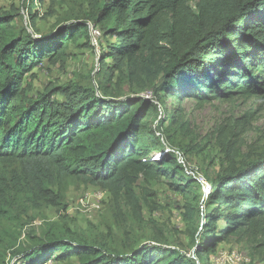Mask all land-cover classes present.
Returning a JSON list of instances; mask_svg holds the SVG:
<instances>
[{
  "label": "trees",
  "instance_id": "trees-1",
  "mask_svg": "<svg viewBox=\"0 0 264 264\" xmlns=\"http://www.w3.org/2000/svg\"><path fill=\"white\" fill-rule=\"evenodd\" d=\"M86 16L38 36L19 30L13 14L0 13V225L17 221L20 230L31 210L65 208L73 179L104 187L108 201L133 211L143 203L135 192L141 176L166 179L185 198L189 244L205 264L231 241L248 245L264 264V150L243 152L220 124L225 160L207 177L211 190L204 199L202 185L157 135L186 155L197 147L181 144L192 134L190 121L181 106L170 110L169 100L203 106L264 91V0H89ZM90 21L109 38L98 70L107 82L51 85L31 97L26 78L35 67L45 59L65 62L81 40L93 47ZM54 225L17 247L0 228V264L74 257V264H195L162 233L123 253Z\"/></svg>",
  "mask_w": 264,
  "mask_h": 264
},
{
  "label": "rangeland",
  "instance_id": "rangeland-1",
  "mask_svg": "<svg viewBox=\"0 0 264 264\" xmlns=\"http://www.w3.org/2000/svg\"><path fill=\"white\" fill-rule=\"evenodd\" d=\"M88 8L89 0H0V13L13 14L14 23L19 30L25 29L38 36L53 31L59 25L73 19H87ZM32 13L34 18L31 16ZM107 40L109 38L104 36L102 30L100 48L105 47ZM99 57L100 53L94 47L86 46V40L71 45L65 62L54 64L45 59L43 65L34 68L35 74L26 78L28 94L36 98L51 85L77 84L96 88L99 83L105 84L108 76L105 73H98ZM145 95L151 96L152 92ZM55 98L63 100L61 94H57ZM168 106L170 110L178 106L184 109L186 118L190 121L192 134L189 138H183L181 144L186 146L192 142L197 146L188 151L185 157L188 164L193 168H199L206 177H215L225 160V153L216 133V129L222 123L227 125L224 135L227 134L229 142L233 145L242 144L243 152L250 151L251 146L254 150H264V91L255 96H238L229 100L215 99L203 106L198 105L193 99H185L180 104L169 100ZM160 110V113H163L162 109ZM153 154L158 156L157 151ZM66 186L65 208L46 206L31 210L20 230L17 228L19 225L17 221L4 222L0 225L3 231H7L6 235L12 234L16 247L31 245L55 224L52 228L68 227L75 238H89L113 250L124 248L123 253H128L130 246L146 243L152 235L160 233L167 237L171 245L186 251L191 250L184 219L185 198L171 189L166 179L147 181L141 176L135 185L137 196L143 200L139 211H133L130 205L124 203L116 206L112 197L98 205V201L101 200L99 196L103 195V192L109 196V192L100 185L86 184L73 179L67 182ZM90 193L95 195L89 199L86 207L82 206L79 203L80 199ZM29 217L32 220L27 223ZM235 249L244 255L250 254L248 245L231 241L220 244L218 253L213 255ZM250 256L252 258L250 264H263L258 257L251 254ZM77 260L74 257L53 264H74ZM14 261L18 262V259ZM209 264L215 263L209 259Z\"/></svg>",
  "mask_w": 264,
  "mask_h": 264
},
{
  "label": "built area",
  "instance_id": "built-area-1",
  "mask_svg": "<svg viewBox=\"0 0 264 264\" xmlns=\"http://www.w3.org/2000/svg\"><path fill=\"white\" fill-rule=\"evenodd\" d=\"M88 27H89V33H90V37H91V43L93 45V47L97 50L98 53L101 52V48H100V44H99V40L102 37V31L99 28V26H97L96 24H94L93 22H88ZM157 135L161 137V139L164 141L165 147L172 151L175 156L177 157L178 162L184 167L185 172L187 173V175L195 177L196 180L202 185V189H203V193H204V199H206L208 197V194L211 190V183L210 181L207 179V177L199 170V168H193L190 164H188L187 159L184 155V153L177 149V148H173L171 147L168 142L165 141L164 136L162 135L161 132H157ZM157 157V154L155 155ZM103 195L99 196V198L101 199L100 201H98V205H100V202L104 200L108 201L109 196L106 195V193L104 194V192L102 193ZM95 194H89L86 195L84 198H81L79 203L86 207L89 204V199ZM186 253V255L190 258H192L195 261V264H205L197 255L194 249H191L189 251H184ZM218 253V252H217ZM212 258V259H211ZM209 259L214 262L215 264H250L251 263V258L250 256L246 253V255L240 253L238 250H232V251H223L220 252L218 255H209L207 262H209Z\"/></svg>",
  "mask_w": 264,
  "mask_h": 264
}]
</instances>
